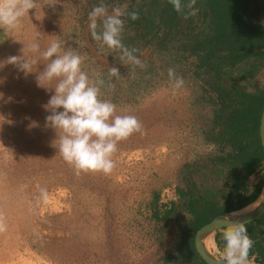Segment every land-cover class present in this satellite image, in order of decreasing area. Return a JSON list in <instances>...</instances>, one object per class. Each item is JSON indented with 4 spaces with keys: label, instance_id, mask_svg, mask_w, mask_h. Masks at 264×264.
I'll return each instance as SVG.
<instances>
[{
    "label": "rangeland",
    "instance_id": "374dc122",
    "mask_svg": "<svg viewBox=\"0 0 264 264\" xmlns=\"http://www.w3.org/2000/svg\"><path fill=\"white\" fill-rule=\"evenodd\" d=\"M132 1L42 0L37 17L33 10L24 18L30 43L46 47L55 38L78 52L90 79L105 81L102 98L116 105L117 115L137 117L143 133L118 142L111 174L77 175L54 144L56 131L46 126L50 113L42 106L54 92L4 63L17 105L0 109V264H189L192 239L186 247L174 242L178 226H186L154 221L151 203L177 202L176 189L188 182L221 185L209 164L218 150L211 139L214 106L190 71L193 59L173 61L150 44L138 56L144 66H133L92 38L94 7L103 3L111 14ZM113 66L119 79L109 77ZM169 68L185 81L182 88L174 89ZM252 85L264 87V75ZM211 253L220 258L214 242Z\"/></svg>",
    "mask_w": 264,
    "mask_h": 264
},
{
    "label": "trees",
    "instance_id": "16d2710c",
    "mask_svg": "<svg viewBox=\"0 0 264 264\" xmlns=\"http://www.w3.org/2000/svg\"><path fill=\"white\" fill-rule=\"evenodd\" d=\"M195 7L197 15L185 20L169 0H133L126 12H137L139 19L122 17L124 45L138 49L137 57L153 44L173 61L193 59L190 71L214 106L211 139L218 150L209 164L221 185L198 188L188 182L185 190L176 189L177 202L151 203L154 221L186 226H178L174 240L181 247L189 246L195 232L213 219L253 204L264 186L258 134L264 87L252 85L264 75V0H197ZM256 172L261 178L250 185ZM246 227L255 242L250 258L264 264V216ZM190 252L205 264L193 248Z\"/></svg>",
    "mask_w": 264,
    "mask_h": 264
},
{
    "label": "clouds",
    "instance_id": "9594fccd",
    "mask_svg": "<svg viewBox=\"0 0 264 264\" xmlns=\"http://www.w3.org/2000/svg\"><path fill=\"white\" fill-rule=\"evenodd\" d=\"M197 0H169L174 11L183 19L197 15ZM42 0H0V31L15 32L22 26L30 13L35 18L40 12ZM127 5L115 7L111 14L108 6L101 3L89 13V28L92 38L101 42L112 51L120 52V60L133 66L143 67L142 61L135 55L138 49H129L122 43L124 16L133 21L139 19L137 12H126ZM99 29V31H98ZM21 50V55L9 56L5 64L13 65L24 74L25 78L35 75L37 86L54 94L42 107L50 113L46 116V126L57 133L58 152L65 162L81 173L111 174L116 164L112 159L118 150V142L127 140L134 133H143V126L133 115H117L116 105L102 98L103 79H90L83 70V58L71 48L65 49L63 42L52 38L46 47L39 40H34ZM43 66L41 70L40 66ZM168 75L173 81L174 89H180L185 81L169 68ZM109 77L119 79V68L109 69ZM109 89L114 85L108 84ZM63 109V111H61ZM254 179V178H250ZM45 201L48 199L46 189H41ZM264 200V193L258 201ZM242 215L232 212L223 218L229 224L223 232L225 247L222 252V264H254L255 256L250 258L254 240L248 235L246 224L233 218ZM0 230L3 225L0 224Z\"/></svg>",
    "mask_w": 264,
    "mask_h": 264
},
{
    "label": "crops",
    "instance_id": "0c3cea01",
    "mask_svg": "<svg viewBox=\"0 0 264 264\" xmlns=\"http://www.w3.org/2000/svg\"><path fill=\"white\" fill-rule=\"evenodd\" d=\"M20 31H23L24 35L20 36L18 33ZM30 34L31 33H28V31L24 30L22 27L15 32L0 31V109H4L5 111H13L17 105V99L12 91H9L12 88L10 84V67H6L4 61L9 56L21 55V50L24 45L25 50L27 49V45L30 44ZM15 77L18 80L17 76ZM6 80H8V84H6ZM6 92H8V96H6ZM225 230L226 229L218 230L212 235V238H214V245L218 249L221 259L225 247V241L223 240V232ZM157 236L158 239L162 238L160 234ZM189 264L201 263L196 259L190 258Z\"/></svg>",
    "mask_w": 264,
    "mask_h": 264
},
{
    "label": "water",
    "instance_id": "95a60500",
    "mask_svg": "<svg viewBox=\"0 0 264 264\" xmlns=\"http://www.w3.org/2000/svg\"><path fill=\"white\" fill-rule=\"evenodd\" d=\"M208 1H223V0H208ZM258 134H259L260 144L262 147V152L264 155V106H263L261 116L259 119ZM263 192H264V186H263L261 193H263ZM257 200H258V198L255 201H257ZM237 212H239V211H237ZM263 216H264V200L260 203V205L254 211H252L251 213H248V214L240 215L239 217H234L232 222L234 223L236 220H239L240 222H243L247 225L251 222H254V221L261 219ZM224 217L225 216L217 217V218L213 219L208 224H206L203 227H201L200 229H198L194 234L193 242H192V248L196 252L198 257L205 264H222L221 258H218V257H215V256L209 254L208 252H206L202 248V242L204 241V239L208 235H210V234L213 235L216 231L226 229L227 226H229L228 223L223 221ZM224 264H226V262H224ZM254 264H261V263H254Z\"/></svg>",
    "mask_w": 264,
    "mask_h": 264
},
{
    "label": "bare ground",
    "instance_id": "6f19581e",
    "mask_svg": "<svg viewBox=\"0 0 264 264\" xmlns=\"http://www.w3.org/2000/svg\"><path fill=\"white\" fill-rule=\"evenodd\" d=\"M264 193V192H263ZM258 201V200H257ZM254 202L253 204H251V205H249V206H247V207H245L243 210H241V211H239V212H241L242 213V215H244V214H248V213H251L252 211H254L259 205H260V203L263 201V200H261V201H259V202ZM213 239L214 238H212V234H210V235H208L205 239H204V241L202 242V248L206 251V252H208L209 254H211L212 255V253H211V248H212V242H213ZM214 252V251H213Z\"/></svg>",
    "mask_w": 264,
    "mask_h": 264
},
{
    "label": "built area",
    "instance_id": "2783aa9c",
    "mask_svg": "<svg viewBox=\"0 0 264 264\" xmlns=\"http://www.w3.org/2000/svg\"><path fill=\"white\" fill-rule=\"evenodd\" d=\"M260 175L258 172H256L255 174H253L252 176H250V178H254V179H250L249 178V184L251 185H254L256 184L259 180H255V178H258L259 179ZM261 178V177H260Z\"/></svg>",
    "mask_w": 264,
    "mask_h": 264
}]
</instances>
